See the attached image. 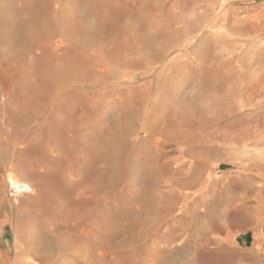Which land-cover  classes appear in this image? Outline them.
<instances>
[{
	"label": "rangeland",
	"instance_id": "1",
	"mask_svg": "<svg viewBox=\"0 0 264 264\" xmlns=\"http://www.w3.org/2000/svg\"><path fill=\"white\" fill-rule=\"evenodd\" d=\"M0 132L19 171L0 264H234L264 0H0Z\"/></svg>",
	"mask_w": 264,
	"mask_h": 264
},
{
	"label": "crops",
	"instance_id": "2",
	"mask_svg": "<svg viewBox=\"0 0 264 264\" xmlns=\"http://www.w3.org/2000/svg\"><path fill=\"white\" fill-rule=\"evenodd\" d=\"M5 144V138L0 132V232L17 217V211L13 207L8 210L1 205L3 199L10 203L7 186L4 184L6 173L11 170L19 174L18 167L7 161ZM250 181L255 185L254 194L259 205L246 212V222L233 232L235 244H225L226 249L236 256L234 264H264V167L256 170ZM22 200L21 198L18 206Z\"/></svg>",
	"mask_w": 264,
	"mask_h": 264
},
{
	"label": "built area",
	"instance_id": "3",
	"mask_svg": "<svg viewBox=\"0 0 264 264\" xmlns=\"http://www.w3.org/2000/svg\"><path fill=\"white\" fill-rule=\"evenodd\" d=\"M10 189V196L11 199L16 203L19 204L20 199L29 194L31 191V186L27 183L23 182H13L9 184Z\"/></svg>",
	"mask_w": 264,
	"mask_h": 264
},
{
	"label": "bare ground",
	"instance_id": "4",
	"mask_svg": "<svg viewBox=\"0 0 264 264\" xmlns=\"http://www.w3.org/2000/svg\"><path fill=\"white\" fill-rule=\"evenodd\" d=\"M7 180H8V182H9V184L10 183H13V182H18L19 180L13 175V174H11V173H9L8 175H7ZM20 182V181H19ZM53 251V250H52Z\"/></svg>",
	"mask_w": 264,
	"mask_h": 264
}]
</instances>
